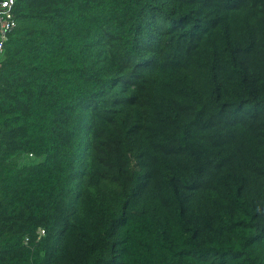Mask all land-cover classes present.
I'll return each mask as SVG.
<instances>
[{
	"label": "trees",
	"instance_id": "1",
	"mask_svg": "<svg viewBox=\"0 0 264 264\" xmlns=\"http://www.w3.org/2000/svg\"><path fill=\"white\" fill-rule=\"evenodd\" d=\"M13 11L0 264H264V0Z\"/></svg>",
	"mask_w": 264,
	"mask_h": 264
},
{
	"label": "built area",
	"instance_id": "2",
	"mask_svg": "<svg viewBox=\"0 0 264 264\" xmlns=\"http://www.w3.org/2000/svg\"><path fill=\"white\" fill-rule=\"evenodd\" d=\"M14 5L15 0H0V71L2 66L1 57L4 51V45L8 40L10 33L17 26L13 11Z\"/></svg>",
	"mask_w": 264,
	"mask_h": 264
}]
</instances>
